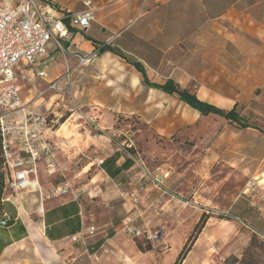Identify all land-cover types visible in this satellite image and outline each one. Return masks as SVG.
Returning <instances> with one entry per match:
<instances>
[{
	"label": "crops",
	"instance_id": "obj_1",
	"mask_svg": "<svg viewBox=\"0 0 264 264\" xmlns=\"http://www.w3.org/2000/svg\"><path fill=\"white\" fill-rule=\"evenodd\" d=\"M5 1L14 2L15 0ZM36 1L40 8L46 11L54 7L57 14L62 17L70 12H78L74 11L76 3L65 6L62 0ZM90 1L94 8L92 23L95 24L96 29L97 25H102V22L108 19L111 30H127L134 24L135 18L141 16L139 0ZM176 1L178 0H146L144 4L150 10L169 6L179 11L180 7ZM128 15L132 17L128 19ZM230 23L239 30L229 32ZM202 24L204 28L201 27V29L204 32L191 36L192 57L189 59L183 56V45L179 46L182 42L181 38V41L176 42L171 41L167 36L136 39L138 42H148L149 45L166 44L164 49L157 48L163 54L157 59H147L145 54H134L132 55L134 59L130 62L109 51L101 53V59L105 64L117 65L115 70H124L127 66H130L131 70L126 76L116 79L114 85L109 87L114 91L112 98L108 100L96 98L88 104L86 112L88 113L92 108L97 109L100 127H104L101 124L102 119L113 122L120 115L131 118L135 116L137 118L134 124L136 149L150 170L160 168L168 172L169 180L165 185L176 199L160 197L158 191L149 188L141 195L143 204L133 207L129 200L118 196L117 189L129 191L134 186L136 170L131 160L113 144L115 148L112 149L111 146L110 153L105 156L103 164L99 166V173L103 175L102 180L110 183L109 187L117 196L112 203L106 204L105 208L100 206L97 210L91 206V211L88 212L81 198L66 194L56 199L43 201V215L39 217L36 214L38 198L33 199L26 197V194H21L13 202L5 200V214L11 217L12 221L7 225L0 224V264H12V261H15V251L21 247L20 244L30 238L28 221L32 226L34 225L35 230L40 231L42 244L55 250L50 264H148L146 258L149 251L143 253L139 250L134 239L122 230L123 225L144 226L146 221H149L151 228L163 226L169 230L172 227L176 229L185 220V213L183 214L185 208L180 205V202L185 200L190 203L188 207L192 209L191 214L188 211L186 214L194 218L187 221L183 227L186 226V232L191 227L194 228V224L202 214L197 203L202 204L208 201V194H206L209 187L208 176L214 167V155L221 152L217 151L221 148V144L224 147V136L218 135L217 139L211 138L212 142L207 143L205 138H201V135L205 133L202 122L215 115L202 116L179 100L176 94L165 93L157 86L172 82L173 85L187 89L194 93L197 99L213 106L230 110L237 104L239 108L244 107V112L248 109L264 117V72L259 65L261 61H264V0H234L225 11L206 18ZM97 30L101 33L103 26ZM75 35L78 34L75 33L74 37ZM74 37L71 43L65 42L64 47L76 43L78 47L80 45L81 49L87 51L88 48L93 47L92 45L102 47L105 44L103 39L98 38L99 35L91 39L86 37L85 40L80 37L74 39ZM135 43L137 42L135 41L133 46ZM51 47L53 46L49 49ZM49 49L42 60L46 61L50 57ZM247 54L253 56L249 62L243 65L232 63L235 57ZM134 62L139 63L145 70V77L150 85L144 83L142 73L132 66ZM165 64H172V70L166 75H161L160 68ZM98 66L101 68L103 65ZM65 68L64 65L63 73L56 78L65 73ZM244 69L245 73L242 72ZM56 78H47V81L56 80ZM71 80L73 84L72 74ZM38 86L40 87L41 84ZM116 87L118 88L115 90ZM123 94L124 98H121ZM119 98H121L120 102H118ZM227 130L230 148L228 162L232 173L239 167L236 156L239 147L238 135L237 130L231 126ZM185 141L193 145L183 148L181 145ZM175 145L179 151L177 148L173 149ZM184 158L187 159L186 165L180 169L178 165H175V161L184 162ZM222 159L225 160V157H220L219 160ZM217 163L216 166L220 162ZM38 170L39 167L37 179ZM6 190L4 199L10 194ZM155 198H160L166 204L168 214L162 218L153 217L152 213L145 208ZM91 225L97 228V231L86 238V246L80 242L70 243L71 236L79 233L83 226ZM205 227L193 248L200 243Z\"/></svg>",
	"mask_w": 264,
	"mask_h": 264
},
{
	"label": "rangeland",
	"instance_id": "obj_2",
	"mask_svg": "<svg viewBox=\"0 0 264 264\" xmlns=\"http://www.w3.org/2000/svg\"><path fill=\"white\" fill-rule=\"evenodd\" d=\"M62 1L65 6L76 3L74 11L84 9L82 8L83 0ZM98 1L101 0H96V2ZM145 1H138L141 16L135 18L132 27L127 30H111L109 20L105 19L102 25H97V29L103 26L101 33L92 23L86 33L75 35L74 39L80 37L85 40L86 37L91 39L99 35L98 38L103 39V42L109 45L114 53L120 54L126 61L132 62L134 54H145L147 59L160 58L163 54L158 49H164L167 46L166 44L149 45L148 42H138L136 39L167 36L171 41L179 42L182 40L179 46L183 45V56L189 59L192 57L191 36L203 33L201 24L204 20L225 11L230 2L234 0H178L176 3L180 7L179 11L173 10L169 6L150 10L145 6ZM95 6L97 5L95 4ZM127 17L130 19L132 15ZM228 30L234 32L239 29L230 23ZM135 41L137 43L133 46ZM62 45L65 46L63 42ZM92 46L87 51L81 49L80 45L78 47L76 43L63 47V50L57 48L54 50L53 47L49 49L51 51L49 53L50 57L43 64L46 66L48 79H54L62 74L64 65L66 66L67 63L72 71L73 84L71 90L66 89L61 83L58 85L59 90L47 91L43 97L39 98L35 88L39 84H41L40 87H43L44 82H41V80L35 81L36 77L26 72L24 78L17 80V84L21 88L22 103L31 111L44 115L48 120H51L54 114L60 116L55 134L48 133L50 141L57 146L56 160L58 167L55 172L49 174L44 160L40 161L38 183L41 191H47L50 187L57 186L60 183L69 184L72 192H69L68 195H76V197L81 198L85 203V210L88 212L91 211V206H94L97 210L100 206L105 208L106 204L112 203L114 198H117V193L115 194L109 187L110 183L102 180L103 175L99 173L97 162L103 160L110 153L111 146L112 149L115 148L112 141V135L115 132L126 131L135 142L136 134L134 131L136 126L134 124L137 122L135 116L131 118L120 115L113 122L102 119L101 124L104 127H100V118L95 122V125L84 118L88 104L96 98L107 100L112 98L114 91L110 90L109 87L114 85L116 79L126 76L131 70L130 66L125 67L124 70H115L117 65L105 64L101 56L98 55L100 47L97 45ZM92 50L96 51L97 57L85 64H80L77 55L85 57L90 51L93 52ZM252 57L249 54L241 57L237 56L232 63L236 62L243 65L249 62ZM235 59L236 61H234ZM99 64L103 66L100 68ZM171 65L165 64L161 67L160 74L166 75L168 71L172 70ZM259 65L264 72V61H261ZM19 68L24 67L21 64ZM242 72L245 73V69ZM40 87L38 86V88ZM82 91L83 94L81 95ZM122 97L124 98V94ZM121 98L118 99V102ZM238 109L241 110L240 113L247 119L248 123L256 127L257 130L251 128L239 129L232 122L229 123L218 116L208 118V120L202 122V129L205 133L201 135V138H205L208 143L212 142V139H217L218 135H222L224 136V147L221 144V148L217 150L221 152L214 155V167L209 172V187L206 190L208 201L202 202V204L197 203L198 209L202 211L201 213L209 216L205 231L201 235L198 246L191 249L182 264H223L224 260L230 256L241 257L252 236H256L257 240L264 244V117H260L248 109L244 112L242 106ZM62 124L65 125L61 128ZM94 126L101 131L95 130ZM229 126L237 130L239 146L236 154L239 167L233 170L232 173L228 162L230 148L228 146L227 128ZM121 139H117L116 142H120ZM192 145L191 142L185 141L181 146L184 148V146L191 147ZM174 147L173 149L177 148L176 145ZM177 151H179L178 148ZM220 157H225V160L220 161ZM185 162H187V159L184 158V162L175 161V165L182 169L186 165ZM217 162H220L218 166H216ZM6 189L7 193L11 192L7 187ZM21 194H26V197L33 199L38 198V193L34 192ZM186 211L191 214L192 209L188 206L185 207L183 211L185 220L182 225L176 229L174 227L170 230L166 228L167 232L162 238L163 241H160L161 244L155 250L152 248L149 250L146 258L148 264H172L176 260L186 236L192 229L191 227L186 232V226L183 227L187 221L194 218L187 216ZM27 226L30 238L20 244L21 247L15 251V261H12V264H50L51 258H54L55 250L42 244L40 231L35 230L34 225L32 226L29 221ZM141 246L147 249L150 244L141 241ZM260 255L264 261V248L260 251Z\"/></svg>",
	"mask_w": 264,
	"mask_h": 264
},
{
	"label": "built area",
	"instance_id": "obj_3",
	"mask_svg": "<svg viewBox=\"0 0 264 264\" xmlns=\"http://www.w3.org/2000/svg\"><path fill=\"white\" fill-rule=\"evenodd\" d=\"M82 11L70 12L64 17L57 14L51 7L50 11L41 9L36 0H15L14 2L0 0V134L2 141L3 168L5 171L6 187L11 191L6 201H15L21 193H38L39 203L36 214H43V201L56 199L71 191L69 184L60 183L42 192L37 179V165L44 160L47 172L52 174L57 170L55 143L50 141L48 133L55 134L60 116L53 115L51 120L42 114L31 111L21 100V88L17 84L19 78L26 73L34 75L35 81L45 82L42 88H35L39 98L47 91H56L59 84L72 89L69 64L66 63L65 73L56 80L47 81L48 72L42 58L47 54L50 46L63 50L62 42H72L74 34L86 33L94 21V8L90 0L82 4ZM93 51V50H92ZM79 57V63L85 64L97 57L96 51L89 52L87 56ZM24 68H19V65ZM43 65V66H42ZM26 72V73H25ZM73 97V96H72ZM87 121L95 125L99 120L96 108H92L84 115ZM94 129L101 131L94 126ZM114 138V139H113ZM120 142H116L120 139ZM116 149L122 151L132 162L136 170V183L131 190L117 189L121 198L129 200L133 207L143 204L142 194L149 188L158 191L160 197L175 200V196L166 187L169 180L168 172L154 168L150 170L141 157L132 136L126 131H117L112 135ZM103 160L97 162L101 166ZM165 203L160 198L146 206L153 217L162 218L168 214ZM184 208L190 203L186 200L180 202ZM7 225L6 221H0ZM146 221L144 226L123 225L125 234L138 241H144L155 250L166 234L163 226L149 227ZM97 228L83 226L79 233L71 236L70 243L80 242L86 246V238L91 237ZM161 241V242H160Z\"/></svg>",
	"mask_w": 264,
	"mask_h": 264
},
{
	"label": "trees",
	"instance_id": "obj_4",
	"mask_svg": "<svg viewBox=\"0 0 264 264\" xmlns=\"http://www.w3.org/2000/svg\"><path fill=\"white\" fill-rule=\"evenodd\" d=\"M104 51H109L115 55H120L114 53L109 45L103 44L102 47L99 48L98 54L100 55ZM132 66L139 72L142 73L144 78V83L146 85H150V83L147 82L145 77V70L140 66L139 63L134 62ZM158 89L165 93L170 94H176L178 99L182 102H185L190 108L195 110L198 114L202 116H211L215 115L218 116L227 122H232L234 125H236L239 129H246V128H253L256 129V127L250 125L245 119V117L240 113V109H238V105H234L230 110L221 109L217 106H213L205 101L197 99L196 95L187 89L180 88L177 85H173L172 82H167L165 85H158ZM264 132V130H263ZM3 154H2V141H1V134H0V221L4 220L7 224H9L12 221L11 217H8L5 214L6 210V202L4 200V191H5V171L3 168ZM103 164V162H102ZM106 172L109 174V171L106 170ZM209 219V216L205 213H202L198 221L194 224V228L190 232V234L187 236L185 240V244L180 249L179 253L176 256V260L172 264H182L185 259L186 255L191 251L193 246L195 245V241L199 237V235L202 233V230L205 227V224L207 220ZM134 242L137 245V248L141 251H149L152 247L151 245L145 249L141 246V242L134 239ZM264 248L263 242H260L257 240L256 236H252L249 242V245L243 250L241 257L238 256H230L229 258L225 259L223 264H264L263 258L260 255V251Z\"/></svg>",
	"mask_w": 264,
	"mask_h": 264
},
{
	"label": "bare ground",
	"instance_id": "obj_5",
	"mask_svg": "<svg viewBox=\"0 0 264 264\" xmlns=\"http://www.w3.org/2000/svg\"><path fill=\"white\" fill-rule=\"evenodd\" d=\"M64 125H65V124H62V125H61V128L64 127Z\"/></svg>",
	"mask_w": 264,
	"mask_h": 264
}]
</instances>
